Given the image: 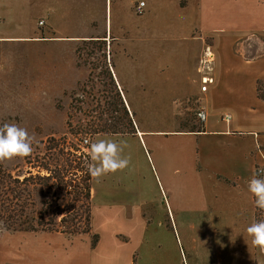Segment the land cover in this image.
<instances>
[{"label": "crops", "instance_id": "crops-1", "mask_svg": "<svg viewBox=\"0 0 264 264\" xmlns=\"http://www.w3.org/2000/svg\"><path fill=\"white\" fill-rule=\"evenodd\" d=\"M140 1L145 5L137 13ZM168 1L58 0L60 16L69 18L60 22L65 32L60 35L68 38L81 37L93 18L104 25V36H110L127 17L148 16L149 25L136 30L143 39L111 66L119 91L135 115V102L149 99L143 92L164 95L186 108L185 118L169 130L152 131L142 122L141 127L135 124L134 133L96 135L120 145L121 157L128 159V165L116 171L122 190L117 191L115 206L103 205L98 222L91 208V232L97 241L85 256L65 264H170L168 238L180 264H196L197 246L211 239L217 245L208 255L213 259L229 256L233 264H264V252L248 245L250 238L242 234L260 210L247 189L248 181L264 178L256 172L264 157V99L257 90L258 82H264V41L255 47L245 43L237 47L242 37L251 34L238 31L226 44L218 34L214 44L204 45L201 37L186 30H158L150 16H166L173 6ZM56 3L37 0L47 17ZM174 3L184 13L195 6ZM73 16L83 20L79 32L71 30ZM52 25L56 30L55 22ZM207 46L213 54L208 70L200 63ZM62 67L68 72L60 82L74 86L75 70L65 63ZM206 74L212 81L203 90ZM195 107L207 112L205 121L197 118L200 126L186 117ZM195 135L196 141L191 138Z\"/></svg>", "mask_w": 264, "mask_h": 264}, {"label": "rangeland", "instance_id": "rangeland-1", "mask_svg": "<svg viewBox=\"0 0 264 264\" xmlns=\"http://www.w3.org/2000/svg\"><path fill=\"white\" fill-rule=\"evenodd\" d=\"M55 1V11L47 17L42 6H37V0H0V125L15 124L33 138L28 156L0 160V165L13 178L47 175L46 166L59 174V178L47 180V185L40 180L38 184L27 182L22 186L29 192L33 188L38 190L34 193L35 206L27 200L28 211L33 207L54 210L63 213L66 222L59 226L63 232L11 231L0 223V264H65L68 259L82 258L95 244L97 235L91 232L85 215L87 200L80 195L84 191L86 169L94 163L78 153L83 138L96 142L104 138H97L94 132L129 131V119L132 125L138 123L141 127L142 122L147 123L149 130L155 131L172 129L176 120L185 118L184 105L180 107L164 95L145 92L142 94L149 99L135 102V115L119 91L111 66L114 60L119 64L123 52L143 39L136 36V30L149 25L148 16L127 17L110 36H104V25L101 27L99 19L93 18L89 30L80 34L81 37L68 38L61 36L65 32L60 22L69 18L60 16L62 3ZM196 1L179 0L184 8L195 5L184 13L178 12L172 0L169 13L150 16V23L162 31H189L201 37L204 45L214 44L218 34L219 40L226 44L238 31L251 34L246 33L239 40L242 43H236L237 47L243 43L255 47L264 41V0ZM71 20L74 23L71 30L79 32L83 20L78 16ZM64 63L75 70L74 86L60 82L67 79ZM196 112L197 108L186 117L200 126ZM191 138L197 140L196 135ZM90 184L94 189L90 206L98 222L104 204L118 203L117 191L122 190V184L116 178V171L92 178ZM261 219L264 212L259 210L256 221ZM72 230L78 232L71 233ZM212 241L197 246L200 253L196 264H233L229 263V256L219 259L208 256L211 247H217ZM167 249L170 264H180L171 238L167 239Z\"/></svg>", "mask_w": 264, "mask_h": 264}, {"label": "trees", "instance_id": "trees-1", "mask_svg": "<svg viewBox=\"0 0 264 264\" xmlns=\"http://www.w3.org/2000/svg\"><path fill=\"white\" fill-rule=\"evenodd\" d=\"M258 94L261 98L264 99V82L259 81L257 85ZM123 108L126 109L124 102H122ZM125 112H127L125 110ZM197 118V117H196ZM129 119V118H128ZM128 125L130 126L129 131L126 130H113L110 133L113 134H130L134 133L135 125H132V120H128ZM101 132H94L93 135H98ZM104 133V132H103ZM65 139V138H64ZM55 147V146H53ZM87 146L79 147L78 153L82 154L83 157H87ZM89 148V147H88ZM49 174L40 176L35 174L33 176H25L24 178H13L11 173H8L0 165V223L3 224V227L11 231H57L63 232L59 229V226H62L66 222V216L62 213L59 214L54 210L40 209L37 210L35 207L32 210L28 211L26 208L27 200L30 202L28 204L35 206L36 201L34 198V193L38 191L37 188H33V192H29V189L23 187L27 182L31 184H38L40 180H44L46 183L47 180L53 178H59V174L54 172L53 169L48 166L44 167ZM84 191L81 192V196L84 195L87 200V212L86 220L91 223V179L88 174V168L86 169L84 175ZM47 185V183H46ZM79 195V196H80ZM50 200V199H49ZM46 201V202H49ZM44 202V201H43ZM42 202V203H43ZM62 216L60 219L59 217ZM59 220V221H58ZM78 232V230H72L71 233ZM97 241V240H96ZM96 243V242H95Z\"/></svg>", "mask_w": 264, "mask_h": 264}, {"label": "clouds", "instance_id": "clouds-1", "mask_svg": "<svg viewBox=\"0 0 264 264\" xmlns=\"http://www.w3.org/2000/svg\"><path fill=\"white\" fill-rule=\"evenodd\" d=\"M32 139L22 127L7 123L0 125V160L28 156L32 151ZM84 143L89 147L87 156L94 162L88 165L90 177L99 178L128 165V159L120 155L122 147L112 140L99 139L96 142H89L85 139ZM247 189L255 197V206L264 212V178H251ZM242 234L250 238L245 239L248 245L258 247L264 252V219L251 222L244 228Z\"/></svg>", "mask_w": 264, "mask_h": 264}, {"label": "built area", "instance_id": "built-area-1", "mask_svg": "<svg viewBox=\"0 0 264 264\" xmlns=\"http://www.w3.org/2000/svg\"><path fill=\"white\" fill-rule=\"evenodd\" d=\"M145 5V1H140L138 5L135 6V11L137 13H142L143 12V6ZM212 50L210 48V46H207L205 52H204V57L200 60L201 66L203 67V69H210L209 65L212 62ZM203 86L202 89L205 90L206 89V84L210 81H212L211 76L209 74H206L203 76ZM196 116L197 118L203 122L206 120L207 118V112L205 110L204 107H199V109L196 112ZM229 118V116H227ZM85 139H87L89 141V138H83L82 141V146H86L88 144H85L84 141ZM256 172L259 176H263L264 177V157H263V163L262 164H258L257 168H256Z\"/></svg>", "mask_w": 264, "mask_h": 264}]
</instances>
